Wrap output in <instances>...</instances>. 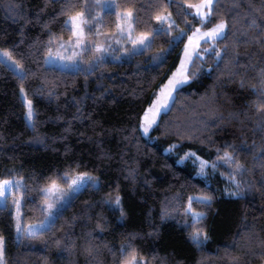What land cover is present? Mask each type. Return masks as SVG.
Masks as SVG:
<instances>
[{
    "label": "trees",
    "instance_id": "trees-1",
    "mask_svg": "<svg viewBox=\"0 0 264 264\" xmlns=\"http://www.w3.org/2000/svg\"><path fill=\"white\" fill-rule=\"evenodd\" d=\"M198 1L115 0L114 9L99 15L101 31L117 34L116 13L132 9L135 33H153L159 23L154 17L170 13L175 22L171 35L185 29L183 38L170 48L169 34L161 31L152 35L150 46L121 57L119 52L118 59L107 57L86 72L45 64L49 34L70 35L62 27L65 16L57 15L65 0H47V7L45 0H12L23 10L18 16L4 7L9 0H0V49L25 71L21 80L0 63V180L23 179L27 193L20 207L22 223L44 219V186L55 181L69 187L71 179L86 174L50 227L36 237L17 238L9 195L7 205L0 206L6 264H114L109 247L118 250L130 239L140 255L155 256L152 264H233V258L235 264L264 263V167L251 148L253 142L257 149L264 145V133L254 131L257 113L252 102L257 97L251 91V85L260 86L257 73L264 68V47L251 42L258 35L254 30L242 36L245 20L253 15L264 19V0H218L214 18L204 28L219 19L228 22V36L216 42L218 48L227 45L225 59L217 68L215 52L197 56L192 68L200 67V73L182 86L149 138L139 129L143 111L179 62L186 34L199 25L198 18L184 11L186 4ZM71 2L74 10L87 2L89 19L99 8L95 0ZM230 8L235 9L231 14ZM39 9L44 11L37 23ZM46 21L48 28L42 29ZM162 50V60L153 59ZM235 54L238 63L231 65ZM233 68L241 71L229 79ZM21 86L32 101L30 123ZM245 108L250 119L243 124L230 118L229 113ZM233 144L248 149L237 147L235 152L245 169L236 178L242 188L252 186L243 197L224 195L227 189L219 172L207 183L191 161L181 160L190 150L213 162L225 150L232 151L228 145ZM217 168L229 177L228 166ZM94 178L96 184L89 182ZM116 195L121 197L119 206L106 203ZM190 196L212 197L208 205L192 203L194 210L206 213L200 224L209 239L200 247L190 238L193 226L184 214ZM89 242L99 250L94 257L85 251Z\"/></svg>",
    "mask_w": 264,
    "mask_h": 264
},
{
    "label": "snow or ice",
    "instance_id": "snow-or-ice-1",
    "mask_svg": "<svg viewBox=\"0 0 264 264\" xmlns=\"http://www.w3.org/2000/svg\"><path fill=\"white\" fill-rule=\"evenodd\" d=\"M114 6V0H105V7L111 9ZM7 11L13 16H18L22 14V8L18 3H13L12 0H9L7 4L4 5ZM45 7H47V0H45ZM75 4L71 2V0H65V3L60 5V10L57 13L58 16L64 15L65 18L63 20L62 27L64 29H68L70 31V35L67 40H64L62 36H57L55 34H49L48 45H52L55 43L57 45L56 51H53L52 47H48L47 52L45 53V63H61V62H71L73 66L79 68L81 65L78 63V57L80 55L81 50H87L91 47L93 41L88 38L86 33V28L90 29L92 25L100 19L99 14L96 17L88 18V10L89 5L85 2L80 10H74ZM219 7L218 0H199V3H189L187 7L184 8L185 12H188L189 9H195L194 13H189L193 15V18H198L199 25L196 26L191 34L188 36V42L184 46V53L180 58L179 64L177 65L175 71L168 76L167 81L160 85L159 90L154 93L155 99L152 100L151 104L144 111V115L141 117V122L139 124V128L143 130L144 134H148L149 129L153 127V125L158 124V117L161 114H166L167 111L171 110L172 104L175 103L176 97L180 92V89L183 85L189 82L193 77L197 76L201 68L197 67L196 69L192 68V62L197 57H203L204 55H211L212 52H215V64L216 67H219L221 61L225 59V56L228 54L227 45L223 48H218L216 46V42L218 40H224L228 36L229 25L225 19H219V21L213 24L211 27L204 30V27L211 22L214 18V12ZM238 7V5H237ZM235 9L230 8L229 14H231ZM44 9H39L37 12V23L40 22V15L43 13ZM247 15V14H246ZM117 29L121 36L125 32H127L128 40H130L133 44V49L129 50L130 52H135L137 50H141L143 47L150 46L151 37L153 34L159 33L161 31L167 32L170 36L169 39V47H174L175 44L183 38V34L185 29H180L175 36L171 35V28L174 25V20L172 19L171 14L165 16L162 14H157L154 19L159 22L153 28V33H141L139 36L133 37L132 30L133 24L131 21L134 18V12L132 9H126L123 13L117 12ZM29 21H25L28 23ZM50 21L44 22L42 25V29H47ZM167 23L169 25L168 28H164V24ZM186 27L191 26V22L185 21ZM244 23L247 24V29L243 30L242 36L248 37V29L254 30L258 35H254L251 37V42L255 44H259L264 47V19H260L256 16H251L249 19L245 20ZM100 25L97 23L96 28L99 29ZM97 37L100 36V32L97 31L95 33ZM239 39V37L237 38ZM202 42H211L208 44V47L201 49L200 44ZM245 42H248L245 40ZM117 44L120 43V40L116 41ZM111 44L105 45L101 43L95 44V52L97 55L93 58V61L89 62L88 67L84 70L90 71L95 63L100 62L103 59V54L108 51V48L111 47ZM68 49H72L71 55H65ZM63 50V51H62ZM162 50L161 53H158L153 59L157 61L162 60ZM0 56L3 59H0V63L6 64L11 70H13L21 80L24 79L25 71L23 67L18 63L12 60L11 54L7 50L0 51ZM239 54H235L232 56L231 60L228 61L231 65H236L238 63ZM63 66V65H62ZM211 65L209 66V70H211ZM246 68L247 66H242ZM241 68H233L230 71L229 79H231L237 72H240ZM257 78L259 81V85L256 84L251 85V91L256 94V101L252 103L255 106V111L257 113V117L254 121V131H258L264 133V68H261L257 73ZM239 87L243 89L245 87V76L242 74L239 80ZM21 93H24V88L21 86ZM25 104L27 107V120L31 122L34 117V110L32 107V101L28 100L25 97ZM230 118L240 120L241 124L244 121L250 119L247 113V109L238 110L236 112L229 113ZM171 147V146H170ZM232 151L225 150L222 156H218L215 161L211 163V167L213 170L216 169L218 164H223L229 167V179L235 185L236 190L228 192L226 190V194L233 197H243L245 192L251 190V185H247V187H241V181L237 180V175L242 174L245 169L244 166L236 160L235 152L237 147L244 148V150H248L244 144L241 145H228ZM253 151L254 159L260 162L261 167H264V145L257 149L255 142L251 145ZM219 151V149H217ZM185 155H189L186 153ZM183 159V157H182ZM208 164V161H201V169L203 172L204 166ZM66 178V177H65ZM86 174L79 173L76 177L69 181V189L71 191H75L79 185L85 180ZM89 182H94L93 180H89ZM15 189L16 195L13 192ZM23 190V191H22ZM41 191L46 195L47 198H50L52 201L61 199L60 197H56L54 193L59 191V188L55 181H52L47 187L41 189ZM27 189L23 183L22 178H9L0 180V206L7 205L9 195H12V203L15 204L17 212H16V231L17 238L19 239L22 235L27 236L29 238L36 237L43 231L47 230L52 220L54 219V214L51 209L54 207V203L49 202V199L45 200V207L43 209L45 216L44 219L40 220L34 224H23L21 221V217L19 214V209L23 203V200L26 198ZM121 201V197L116 195L115 200L106 201L109 205L114 204L115 206H119ZM193 201L200 202L202 204L208 205L212 201L211 196H197L188 198V203L184 208V214L186 217L190 218L192 223V231L190 233V238L192 242L200 247L204 245L209 237L205 232L204 228L201 226L200 222L204 220L206 215L205 212L196 211L192 208ZM59 211H62L60 205H55ZM59 211L56 215L59 214ZM124 216V211L121 209V219ZM189 224V219L185 220V226L187 227ZM97 228L103 231L102 225L100 223L97 224ZM5 238L0 235V264H6L5 261V249H4ZM59 244L60 242L57 241ZM89 255L95 256L98 253V249L93 247L91 242H89L88 247L85 249ZM108 251L112 254L114 264H152V261L155 259L153 256L149 259L147 256H142L139 254V250L136 246H134L132 240L130 239L128 242L121 244L118 250H113L109 247ZM117 251L119 256L117 257ZM233 264H235V258H233Z\"/></svg>",
    "mask_w": 264,
    "mask_h": 264
},
{
    "label": "rangeland",
    "instance_id": "rangeland-1",
    "mask_svg": "<svg viewBox=\"0 0 264 264\" xmlns=\"http://www.w3.org/2000/svg\"><path fill=\"white\" fill-rule=\"evenodd\" d=\"M97 3H98V11L97 13H95V11L93 13L94 16L93 17H96L97 14L100 15L101 11L102 10H107L108 8L105 7V0H95ZM115 1V0H114ZM196 3H199L196 2ZM189 4V3H188ZM115 7V3H114V6L111 8V9H114ZM186 7H187V4H186ZM95 10V9H94ZM190 13H194L195 12V9H189L188 10ZM118 12H121L123 13L124 11H118ZM170 13H167L165 14V16L169 15ZM173 19V18H172ZM99 24V19L92 25V27L90 29H87L86 28V33H87V36L89 39H91L93 41L91 47H89L87 50H81L80 51V55L78 57V63L81 65V67L77 68L75 66L72 65L71 62H61V63H48L46 65H49V66H55V67H59V68H63V69H67V70H83L85 71L84 69L86 67H88L89 65V62L90 61H93V58L97 55V53L95 52V44L96 43H101V44H105V45H108V44H111L112 46L108 48V51L106 53L103 54V59L107 58V57H112V58H115V59H118L119 57H121V55H123V53H127V52H130L129 50L133 49V44L130 40H128V36H127V32H125L123 34V36L120 35L119 33V30L117 29V34H108V33H105L103 31H101L100 29H97L96 28V24ZM132 23V21H131ZM164 27L165 28H168L169 25L167 23L164 24ZM195 28V27H194ZM193 28V29H194ZM193 29L188 32L186 34V37L184 39V43H183V47H182V53H181V56L183 55L184 53V46L185 44L188 42V36L191 34V32L193 31ZM204 30H207V28H204ZM99 31L100 32V36L97 37L95 35V33ZM141 33H135L133 30H132V36L133 37H136V36H139ZM64 40H67L68 38H63ZM117 40H120V43L117 44L116 41ZM203 43V42H202ZM202 43L200 44V48H206L208 47V44L206 45H202ZM211 43V42H210ZM50 47H52L53 51H56L57 49V45L55 43H53L52 45H50ZM145 47H143L142 49H144ZM141 49V50H142ZM3 49H0V51H2ZM114 50H117V54L113 55V51ZM63 51V50H62ZM137 51H140V50H137ZM120 52V56L118 57V53ZM65 55H71L72 54V49H68L66 52H64ZM180 56V58H181ZM0 59H3L2 56H0ZM102 59V60H103ZM13 60V59H12ZM101 60V61H102ZM14 61V60H13ZM180 61V59H179ZM99 63V62H98ZM98 63H95L94 67L98 64ZM179 64V62H178ZM177 64V65H178ZM63 65V66H62ZM93 67V68H94ZM177 67V66H176ZM92 68V69H93ZM176 69V68H175ZM174 69V71H175ZM171 75V74H170ZM169 75V76H170ZM167 81V79H166ZM165 81V82H166ZM164 82V83H165ZM159 90V89H158ZM157 90V91H158ZM20 95H21V98L25 104V94L21 93L20 91ZM155 99V97H154ZM29 100V99H28ZM151 104V103H150ZM149 104V105H150ZM149 105L145 108L147 109L149 107ZM26 106V104H25ZM145 111V110H144ZM144 111L141 115V117L144 115ZM141 117H140V122H141ZM25 118L27 120V107H26V114H25ZM28 123H30L28 120H27ZM139 122V124H140ZM154 126V125H153ZM140 129V128H139ZM151 131V128L149 129V132L148 134H144L143 133V130L140 129V132L141 134L146 137V138H149V133ZM171 147H167L165 151H168ZM186 153H189V155H185ZM186 153L181 157V160H184V159H188L189 161H191L193 163V165L195 166V169H196V174L198 176H200L201 178H203L207 183H211V180H213L214 178L217 177V172H219L220 176L222 177L223 181H224V189L228 192L230 191H235V185L230 181L229 177L224 174L220 169H218L216 167L215 170H213V168L211 167V163L212 162H209L208 161V164L204 166V169H203V172L200 171L201 169V161H206L204 160L203 158L199 157L198 155H196L195 153L191 152L190 150H187ZM94 182H92L93 184H96L97 180L94 178L93 179ZM51 184V183H50ZM58 188H59V191H57L56 193H54V195L56 197H60L61 199H58V200H55V201H52L50 198H47L46 199H49V202H52L54 203V207L51 209V211L53 212L54 214V217L56 215V213L59 211V209L55 206V205H60V207H64L66 205V203L69 201L70 197L72 196V194L74 193L73 191H71L69 189V187H64V186H60L58 183H56ZM49 185V184H48ZM48 185L44 186L43 188L47 187ZM42 188V189H43ZM224 192V191H223ZM19 195V194H17ZM224 195L225 196H228L226 194V192H224ZM45 199V200H46ZM12 203V201H11ZM11 207H12V215H13V221H14V231H15V234L17 236V231H16V212H17V209H16V206L15 204H11ZM43 207H45V201H44V204H43ZM19 214L21 216V209H19ZM264 264V263H263Z\"/></svg>",
    "mask_w": 264,
    "mask_h": 264
}]
</instances>
